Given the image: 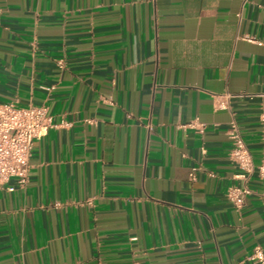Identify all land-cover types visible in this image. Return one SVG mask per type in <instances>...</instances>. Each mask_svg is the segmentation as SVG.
I'll use <instances>...</instances> for the list:
<instances>
[{"label":"crops","instance_id":"obj_1","mask_svg":"<svg viewBox=\"0 0 264 264\" xmlns=\"http://www.w3.org/2000/svg\"><path fill=\"white\" fill-rule=\"evenodd\" d=\"M0 104L56 125L0 184V264H260L264 0H0Z\"/></svg>","mask_w":264,"mask_h":264},{"label":"built area","instance_id":"obj_2","mask_svg":"<svg viewBox=\"0 0 264 264\" xmlns=\"http://www.w3.org/2000/svg\"><path fill=\"white\" fill-rule=\"evenodd\" d=\"M59 65L64 68V61H60ZM228 98L230 95L224 97L227 100ZM227 108L226 101H222L220 109ZM54 127L56 125L46 106L20 108L15 104H0V184L17 180L21 188L27 186L30 175V157L34 144ZM190 127H195V123L190 124ZM201 128L205 129V126L201 125ZM228 136L232 145L230 159L242 171L240 177L247 179L254 173L256 167L236 122L231 123ZM257 169L260 178L264 181V148ZM196 171L194 170L191 174L192 179L195 178ZM249 194L250 190L247 186L232 187L228 192V198L240 208ZM95 199L92 197L87 200V203L92 205ZM252 260L264 264V250L261 247L255 249Z\"/></svg>","mask_w":264,"mask_h":264}]
</instances>
